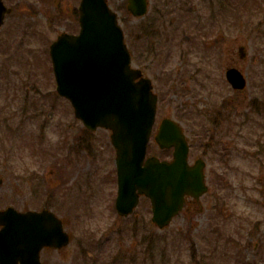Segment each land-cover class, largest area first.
I'll return each instance as SVG.
<instances>
[{"label": "rangeland", "instance_id": "1", "mask_svg": "<svg viewBox=\"0 0 264 264\" xmlns=\"http://www.w3.org/2000/svg\"><path fill=\"white\" fill-rule=\"evenodd\" d=\"M5 2L13 12L0 28V157L10 156L0 160V178L5 181L0 198L16 185L15 177L35 168H53L63 157L66 165H82L83 171L95 164L114 169L110 131H88L76 119L70 102L57 95L50 69V43L63 31L79 30L80 0ZM109 3L118 12L133 65L153 79L160 94L155 130L165 116L181 122L190 138L191 162L210 143L206 150L209 191L201 198L203 208L191 214L184 210L165 229L151 221L146 201L137 209L138 216L81 223V233L86 228L97 237L99 227L108 223L103 235L106 247L91 254L97 264H114L110 261L119 244L128 250L136 240V247L123 255L142 249L144 261L136 264H264V111L254 113L251 108L256 98L264 109V0H151L149 13L140 19L129 13L127 0ZM240 45L246 47L244 59ZM231 65L248 78L241 92L226 79ZM50 110L55 112L53 119L47 117ZM210 115L217 117L214 122ZM80 133L90 144L85 148L88 152L82 147L79 159L75 162L72 155L68 163L71 139ZM41 139L45 150L34 158L26 144ZM150 145V154L171 157V151L160 149L153 137ZM91 153L99 155L95 157L99 162L88 157ZM21 183L27 192L32 189ZM78 186L86 192L98 188L85 173ZM108 187L102 186L105 190L97 194L98 213ZM58 210L67 213L62 206ZM115 264L130 263L123 259Z\"/></svg>", "mask_w": 264, "mask_h": 264}, {"label": "water", "instance_id": "2", "mask_svg": "<svg viewBox=\"0 0 264 264\" xmlns=\"http://www.w3.org/2000/svg\"><path fill=\"white\" fill-rule=\"evenodd\" d=\"M148 5V0H128V10L136 17L146 15ZM10 11L0 0V26ZM80 23L78 35L64 33L51 46L57 90L72 102L76 117L87 127L112 130L111 139L117 150L120 213L132 212L139 194H145L152 200L154 223L164 228L182 209L186 196L199 199L207 191L205 165L200 160L194 166L189 165L186 135L170 118L161 122L155 139L161 148L175 147L174 159L151 156L144 160L158 102L152 82L148 78L135 82L142 72L131 67L124 31L107 0H82ZM244 49L240 47L241 57L246 55ZM226 75L234 88H245L246 78L238 68H228ZM53 116L51 111L48 117ZM7 220L17 225L14 228L7 225L10 232L16 229L25 235L34 232L35 237L39 234L47 237L35 249L34 264H41L39 251L44 244H62L53 241L62 231L53 226L59 220L50 211L0 210V223ZM49 224L52 226L48 230ZM68 241L66 238L64 244Z\"/></svg>", "mask_w": 264, "mask_h": 264}, {"label": "flooded vegetation", "instance_id": "3", "mask_svg": "<svg viewBox=\"0 0 264 264\" xmlns=\"http://www.w3.org/2000/svg\"><path fill=\"white\" fill-rule=\"evenodd\" d=\"M59 4L60 1H57L56 9L61 6ZM143 72L145 76H148L144 70ZM82 136L83 135L80 133L79 136H74L71 139L72 147H69L68 163L73 161L72 155L75 157L74 161L76 162L79 159L80 152H82V147L85 149L90 146V144L88 145V142H84ZM210 147V143L207 144V149L204 148L203 150V153L205 152V154L202 153L194 159L195 162L198 158H202L206 165V172L208 165L206 150L209 151ZM29 148L31 150L30 156H34V158L36 156H41L45 150L43 139H41V142L36 144L27 143L26 149L29 150ZM85 152H88V150L85 149ZM91 154H89L88 157L92 158L95 163L99 162L98 159H95V157H98L99 155H94L93 153ZM115 158L113 159L114 162ZM66 162L67 159H64L63 157L61 164L54 166L53 168H48L47 170L42 168V171H38L35 168V171H27L24 173V176L15 177L16 185L11 188L9 194H5L2 198H0V209L12 206L20 212H27L29 210H51L55 213L56 217L60 219V222H56L53 226L57 231H62L61 236H55L53 241L61 242L62 244L60 247L44 246L40 250V261L42 264H53L55 260L58 264H97V257L91 253H93L92 250L99 252L106 247V244L104 243L106 237L103 235L107 231L105 224L108 223H104V227H99L100 230L98 237L97 234L94 236L93 233L87 231L86 228L85 232L81 233L83 230V225L81 223L94 221L111 222L116 219L138 216L139 214L137 209L143 204V202H148L150 206L151 202L149 198L141 195L138 205L134 209L133 213L128 216H123L118 213L116 208V197L118 193L116 162L114 169L112 168L111 170H109L106 166L95 164L96 166L93 167L89 165V167L84 171L82 165H66ZM84 173L92 178V183L98 186L97 190L94 191V189L90 187L86 192L82 189V186H78V182L82 179V175ZM29 177L30 181H26L25 179ZM22 181L25 183V187H32L29 192L20 187L22 185ZM107 184L109 187L107 188L108 193H104L106 195V199L104 201L105 203H103V206H99L101 213H98L97 204L101 201L97 200L96 197L98 192L105 190V188L102 189L101 187ZM2 187L3 185L0 186V194ZM73 195H79V198L75 199ZM61 206L67 211V213L59 212L58 207L61 208ZM200 206H202V201L199 202L195 198L188 197L186 199L184 210L191 214ZM83 207L86 208L85 212H80L79 209ZM95 210L97 213H95ZM108 211L110 214L107 213ZM108 218L111 219L109 220ZM14 223L15 222H11L13 228L17 226ZM5 226L6 224H0V264H34L33 257L36 248L35 239L33 237L34 232L31 236H29L18 232L16 229L11 230V232L3 230ZM51 226L52 225L50 224L48 225V230ZM132 230L134 234H137L138 231L135 227ZM66 238H68L69 242L65 245L64 243ZM140 241L142 243L143 239ZM136 242V240L133 241L130 248L136 247ZM72 247L73 252L71 251ZM119 248L120 250L118 251ZM121 248L122 243L119 244L116 251L117 255L112 257L110 263L115 264L116 261L121 262L123 259L131 264H136L138 260H142V262L144 261L143 256L145 255L143 254L142 249L134 255L123 256L124 254H127L126 252L130 251V248L128 250H124L123 248L122 250ZM85 259H90L92 261L89 263Z\"/></svg>", "mask_w": 264, "mask_h": 264}, {"label": "trees", "instance_id": "4", "mask_svg": "<svg viewBox=\"0 0 264 264\" xmlns=\"http://www.w3.org/2000/svg\"><path fill=\"white\" fill-rule=\"evenodd\" d=\"M254 105H255V104H254ZM255 106H256V105H255ZM256 107L258 108V106H256ZM256 107H255V108H256ZM257 108H256V109H257ZM258 109L261 110V108H258Z\"/></svg>", "mask_w": 264, "mask_h": 264}]
</instances>
